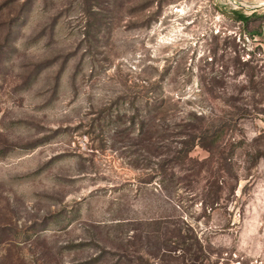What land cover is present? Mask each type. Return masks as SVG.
Returning a JSON list of instances; mask_svg holds the SVG:
<instances>
[{
	"label": "rangeland",
	"instance_id": "1",
	"mask_svg": "<svg viewBox=\"0 0 264 264\" xmlns=\"http://www.w3.org/2000/svg\"><path fill=\"white\" fill-rule=\"evenodd\" d=\"M153 96L229 124L237 179L213 209L207 171L154 179L132 120ZM0 237V264L262 258L264 0H0Z\"/></svg>",
	"mask_w": 264,
	"mask_h": 264
},
{
	"label": "trees",
	"instance_id": "2",
	"mask_svg": "<svg viewBox=\"0 0 264 264\" xmlns=\"http://www.w3.org/2000/svg\"><path fill=\"white\" fill-rule=\"evenodd\" d=\"M233 13L242 23L251 20V17L243 12L234 11ZM253 34L260 35L261 33L256 31ZM242 64L245 65L247 63ZM253 76L254 72L252 70L251 77L253 78ZM166 102V98L162 96L148 97L142 103L144 104L143 108L140 106L136 112H133L134 117L132 120L137 126L136 137L138 143L141 148L144 147L149 155L157 159V171L154 179L160 178L161 173L166 175L168 169L171 170L173 178L184 175L190 181L197 179V177L199 178L204 170L207 171L208 177L204 185L207 193L204 194V203H207L206 205L213 209L223 197V191L227 186L226 177L237 179L232 160L235 147L239 143L233 142L234 135H229V130H225V127L230 129L229 124L223 125L213 112L203 114L193 111L189 118L180 117L177 119L171 116ZM145 107L146 109H144ZM243 113L239 114V119L245 117ZM193 121H196V123ZM231 121L233 122L234 120L232 119ZM173 140H176V142ZM174 143L177 144L174 146ZM196 146L206 149L209 156L203 160L193 157L191 151ZM165 148L166 150H164ZM151 179L148 182H151ZM155 181L157 182V180ZM162 183L164 182L161 181L160 184ZM163 234L166 244L163 246L165 252L186 250L185 241L183 240L184 235L181 234V231L178 229H166ZM176 237L181 238L182 244L175 247L171 246L169 241H172L175 245L177 244L176 241L172 240ZM0 242L5 243L6 241L0 237ZM192 250V246H189L188 251L191 252ZM200 250L201 248H194L192 256H199Z\"/></svg>",
	"mask_w": 264,
	"mask_h": 264
},
{
	"label": "built area",
	"instance_id": "3",
	"mask_svg": "<svg viewBox=\"0 0 264 264\" xmlns=\"http://www.w3.org/2000/svg\"><path fill=\"white\" fill-rule=\"evenodd\" d=\"M231 264H264V260L260 258H253L248 262H244L242 258L233 260Z\"/></svg>",
	"mask_w": 264,
	"mask_h": 264
},
{
	"label": "crops",
	"instance_id": "4",
	"mask_svg": "<svg viewBox=\"0 0 264 264\" xmlns=\"http://www.w3.org/2000/svg\"><path fill=\"white\" fill-rule=\"evenodd\" d=\"M260 255L262 256V258H260V259H263L264 260V252H261Z\"/></svg>",
	"mask_w": 264,
	"mask_h": 264
}]
</instances>
